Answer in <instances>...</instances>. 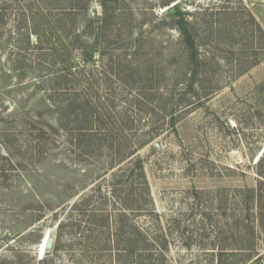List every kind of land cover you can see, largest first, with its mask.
I'll return each mask as SVG.
<instances>
[{
    "label": "rangeland",
    "instance_id": "obj_1",
    "mask_svg": "<svg viewBox=\"0 0 264 264\" xmlns=\"http://www.w3.org/2000/svg\"><path fill=\"white\" fill-rule=\"evenodd\" d=\"M175 5L189 12L210 6L195 15L203 59L199 78L204 86L219 87L207 98H201L200 83L189 86L183 79L189 59L165 17ZM221 5L236 8L238 17L213 22L208 15ZM245 9L264 32V0H0V264H42L36 259L49 251L55 264L128 261L122 232L114 226L110 238L100 228L83 237L67 229L59 249L39 257L43 237L56 238L64 205L85 195L111 161L107 155L77 156L74 135L81 123L74 114L61 122L55 106L77 97L75 90L105 123L96 121L100 142L106 147L112 141L114 156L117 145L125 155L151 138L134 155L142 161L159 220L166 230L171 224L167 259L156 264H207L201 239L218 217L201 215L213 201L206 192L254 186L255 162L264 151V35ZM130 39L135 51L127 59L119 45ZM118 54L125 72L114 77ZM179 98L193 103L184 107ZM137 101L145 102L140 108L149 115L140 112L135 128H119L114 116H134ZM156 101L165 106V118L157 106L146 110ZM171 115L178 117L174 126L168 124ZM66 181L73 186L65 189ZM83 185L88 187L69 198ZM195 190L205 192L194 196ZM126 213L134 227L151 226L150 214ZM183 232L196 240L189 249Z\"/></svg>",
    "mask_w": 264,
    "mask_h": 264
},
{
    "label": "trees",
    "instance_id": "obj_2",
    "mask_svg": "<svg viewBox=\"0 0 264 264\" xmlns=\"http://www.w3.org/2000/svg\"><path fill=\"white\" fill-rule=\"evenodd\" d=\"M212 5H215V3ZM209 7L210 6L196 7L193 12H189L188 10L182 11L175 5L174 12H168L167 16H165H170L171 24L168 27L177 31L179 41L182 44L181 47L184 48L186 53H184V55L189 59V66L182 74L184 77L183 79L189 81V86L193 84V86L199 87V83L201 84L200 87L204 89L201 98H207L219 89L216 85L204 86L202 82L204 80L201 79L202 76L199 78V66L203 64V59H200L199 43L197 41V31L200 27V22L197 21V19L195 20V15L200 12L207 13L210 10ZM84 8H86V6H83V9ZM235 10L236 8L228 7V5H221L214 8V10L212 9L208 17H214L215 20L213 22H219L220 17L225 19L237 15ZM245 12L255 29L263 32L250 11L245 9ZM192 15H194V17H191ZM241 16H243V13L239 14V17ZM230 20L231 18L228 19V21ZM202 23L203 22H201V24ZM85 36H87V34H85ZM79 37L80 34L77 33L76 39L78 40ZM132 43L133 40L130 39L129 41H125L124 44L119 45V49H121L119 54H122L124 58L130 59L131 54H134L135 51V47L131 45ZM119 54L114 62V77L119 75L120 72H125V70L122 69L124 63ZM256 63V61L253 62V64ZM242 72L244 71H240V73ZM184 80L179 79L177 83L183 87L182 81ZM75 92L77 97H67L66 100L63 101L64 104H58L57 106L56 102L55 106L59 107L58 111L61 122L63 120L66 123L67 118L74 114V120L80 121L81 123V126L76 128V134L74 135V145L75 148H77V156L80 158L84 156L102 157L107 155L110 157L111 161L106 165L105 172L98 177L97 182L94 181L95 183L92 186L89 188L84 185L80 186L69 194V198H73L79 194L80 190L87 188V193L85 195H79L77 199L64 205L62 208V213L66 214L58 222L57 235L51 248L52 251L59 249L62 233L67 229L72 236L78 234L80 237H83L85 235L84 232H91L94 229L100 228L106 230L108 236L111 227L114 226L116 231L118 229L122 232L120 237L124 242L125 260H128L127 263L126 261L124 263H164L168 256L167 252L170 244L169 237H171V232L169 234L167 230L171 229V224L167 223L166 230L159 220L160 217L152 206L153 202L142 161L134 155L137 148L149 143L151 138L149 137L147 141H141L138 146L125 155L122 149L117 145V152L120 153L117 157L114 156L116 154L113 146L114 143L111 141L109 145L105 147L100 142L101 136L99 133L102 127L96 124V121L102 122L103 125H105L102 118L96 113L91 100L83 92L79 94H77L76 90ZM196 95H198V93ZM180 102L187 103L184 104V107L191 106L193 103L188 102V100L183 101V98L177 100V103ZM129 104L131 105V103ZM144 104L145 102L141 101L132 103V105H137L136 107H138V111L134 115L135 117L130 116L126 111L121 112V116H114L119 124V128L125 130L135 128V122L141 119L139 113H148L142 111L140 108V105ZM149 105H151V103ZM156 106L162 112L165 111V106H160L157 101L155 105L145 109L153 111ZM108 109H112V107L108 105ZM164 114L165 112H163V115ZM166 116L167 115H164L163 118ZM177 119V116H169L168 124L174 126L178 121ZM115 120L109 118V121L113 124ZM8 154L10 157L6 158L12 160L11 152L8 151ZM254 172L256 174L254 186L244 185L234 188L220 187L213 191L206 192V194L211 195L210 199L213 201L209 203L206 211L203 210L201 212V215H205L207 219L212 217L211 213H215L218 217L216 223L211 227L209 226L210 231L212 230L214 233L207 230V233H205L201 239V241L205 239L201 242L200 248L207 250L205 252L208 257L207 264H264V151L255 162ZM105 175H107L106 178L104 177ZM72 186L73 183L71 181H66L65 189ZM117 192L121 193V195L117 196L118 200H114ZM204 192L205 191L195 190L194 196L200 193L203 194ZM112 199L114 202H110ZM95 204L98 205L94 206ZM112 208H119L117 212L119 214L112 216L110 214ZM210 208H212V210L209 211ZM127 210L136 211L141 215L150 214L153 216V218L150 219L151 226L139 225V227H134L129 221V215L126 213ZM223 220L225 222H223ZM82 222H84L85 226H82ZM208 225H211V222L206 226ZM82 227H84V230H82ZM175 227L179 228V224ZM89 235L90 233L88 236ZM181 235H183L182 244L185 249L191 248L192 244L196 242V240H191V236H184V232ZM115 236L116 239H118V235ZM208 239H210V242H207ZM110 246L111 244L109 242V247ZM118 256H122V254H118ZM36 261L42 264H55L50 251L46 252L42 258L36 259ZM179 263L192 264L193 262L180 261Z\"/></svg>",
    "mask_w": 264,
    "mask_h": 264
},
{
    "label": "water",
    "instance_id": "obj_3",
    "mask_svg": "<svg viewBox=\"0 0 264 264\" xmlns=\"http://www.w3.org/2000/svg\"><path fill=\"white\" fill-rule=\"evenodd\" d=\"M173 5H174V4H173ZM174 10H175V9H174L173 7L169 8V12H171V13H173ZM166 11H167V10H165V12H166ZM44 238H45V240H44ZM42 240H44V243H43V247H42V245H39V250H38V252H39V257L42 256V254H43V252H44V251H43L44 248H46V249H48V248H52L53 243H54V240H53L50 236H44ZM41 247H42V250H40Z\"/></svg>",
    "mask_w": 264,
    "mask_h": 264
},
{
    "label": "bare ground",
    "instance_id": "obj_4",
    "mask_svg": "<svg viewBox=\"0 0 264 264\" xmlns=\"http://www.w3.org/2000/svg\"><path fill=\"white\" fill-rule=\"evenodd\" d=\"M45 236H49V235L46 234ZM44 240H45V238H44ZM44 240H42V242L40 243V245H42V247H43ZM42 247H41L40 250H42ZM43 251H46V248H44ZM38 253H39V252H38ZM43 254H44V252H43ZM42 256H43V255H42ZM42 256H41V257H42Z\"/></svg>",
    "mask_w": 264,
    "mask_h": 264
}]
</instances>
